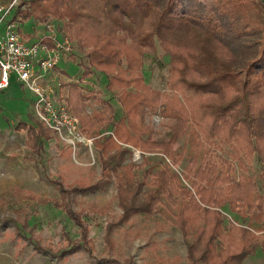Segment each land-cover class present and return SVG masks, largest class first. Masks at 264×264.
Returning a JSON list of instances; mask_svg holds the SVG:
<instances>
[{"label": "trees", "instance_id": "16d2710c", "mask_svg": "<svg viewBox=\"0 0 264 264\" xmlns=\"http://www.w3.org/2000/svg\"><path fill=\"white\" fill-rule=\"evenodd\" d=\"M32 17L59 22L57 33L74 42L68 58L82 69L67 105L94 139L101 174L70 192L115 184L122 220L160 215L180 233L190 264H243L257 249L264 256V0H22L9 21L27 41L22 24ZM157 51L168 59L164 89L143 74L145 56ZM95 72L120 91V118L109 100L84 91L81 81ZM90 99L102 108L88 113ZM154 114L168 119L166 140L152 139L146 120ZM34 121L38 131L25 122L15 129L26 130L25 146L39 155L52 131ZM189 127V149L176 148ZM134 149L146 154L139 164ZM255 158L258 177L248 174Z\"/></svg>", "mask_w": 264, "mask_h": 264}, {"label": "rangeland", "instance_id": "374dc122", "mask_svg": "<svg viewBox=\"0 0 264 264\" xmlns=\"http://www.w3.org/2000/svg\"><path fill=\"white\" fill-rule=\"evenodd\" d=\"M11 1L0 0V4ZM15 1L17 6L22 0ZM51 21L44 24L32 17L23 23L22 32L32 35L27 42H35L44 34L55 35L59 22ZM71 43L74 52L73 40ZM144 62L145 81L153 88L164 89L168 79L167 57L157 51L146 55ZM58 67L61 74L50 84L67 103L68 85L77 82L82 69L64 54ZM106 83V77L100 72L81 81L85 92L91 91L97 99L111 102L118 119L122 114L117 100L120 91L107 90ZM60 84L63 86L58 88ZM97 99L88 101V113L102 108ZM32 100L33 94L22 89L13 75L9 88L0 91V129L7 139L14 140L5 149L12 152L0 155V264H190L180 233L168 223L164 224L160 215H138L122 220L123 213L115 199V184L85 195L70 192L73 187L94 183L100 178L101 165L93 138H90L91 144L78 141L70 146L51 133L44 138V150L39 155L25 146L26 130H16L15 126L25 122L29 130L38 131ZM146 121L153 130L152 139H167L168 119L154 114ZM108 132V128L102 130L99 136ZM191 135L189 127L175 147L185 145L188 150ZM142 155L146 154L134 149L132 161L141 163ZM165 159L171 165L170 160ZM182 167L173 169L181 172ZM261 170L262 163L255 158L248 174L258 177ZM261 182L258 178L260 191ZM45 200L50 202L45 203ZM60 203H64L65 208L61 209ZM232 216L241 223L247 219L240 214ZM82 233L86 235L85 241L81 239ZM263 260L264 256L257 249L243 264H261Z\"/></svg>", "mask_w": 264, "mask_h": 264}, {"label": "built area", "instance_id": "2783aa9c", "mask_svg": "<svg viewBox=\"0 0 264 264\" xmlns=\"http://www.w3.org/2000/svg\"><path fill=\"white\" fill-rule=\"evenodd\" d=\"M15 2L0 4V90L8 86L13 75L33 94L31 107L36 120L65 144L75 146L78 141L91 144V139L82 135L79 120L69 110L64 97L50 84L61 74L58 67L61 56L68 57L73 51L71 41L56 33L43 35L51 45L39 40L27 42L18 24L9 21Z\"/></svg>", "mask_w": 264, "mask_h": 264}, {"label": "crops", "instance_id": "0c3cea01", "mask_svg": "<svg viewBox=\"0 0 264 264\" xmlns=\"http://www.w3.org/2000/svg\"><path fill=\"white\" fill-rule=\"evenodd\" d=\"M19 83V82H18ZM20 84V83H19ZM10 86V82L8 84L7 87H5L4 89H7L9 88ZM21 88L22 89H25L21 84H20ZM2 89V90H4ZM1 91V90H0ZM3 130V129H2ZM2 130L0 129V155H7L8 153L10 154V152H12L10 149H9V152H5V149L7 148L8 144H12V142H14V140L12 139H7L6 136L4 134H2ZM8 157V156H7Z\"/></svg>", "mask_w": 264, "mask_h": 264}]
</instances>
